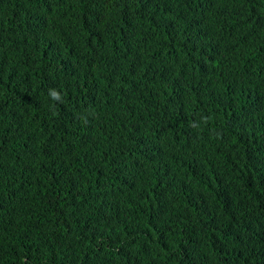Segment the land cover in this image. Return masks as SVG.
<instances>
[{"label":"trees","instance_id":"1","mask_svg":"<svg viewBox=\"0 0 264 264\" xmlns=\"http://www.w3.org/2000/svg\"><path fill=\"white\" fill-rule=\"evenodd\" d=\"M145 1L0 0V264H264V0Z\"/></svg>","mask_w":264,"mask_h":264},{"label":"clouds","instance_id":"2","mask_svg":"<svg viewBox=\"0 0 264 264\" xmlns=\"http://www.w3.org/2000/svg\"><path fill=\"white\" fill-rule=\"evenodd\" d=\"M145 0H137L138 7L139 8H144L145 7ZM49 96L53 100H61V95L60 93L55 90V89H49L48 91ZM205 123L207 122V118H204ZM200 134V131L198 130H192V131H187L186 135L187 138L189 139L190 142H193ZM251 166L253 167V170L255 173L257 172L261 177V179L264 181V146L262 148V154L258 159L256 157H253L250 160Z\"/></svg>","mask_w":264,"mask_h":264}]
</instances>
